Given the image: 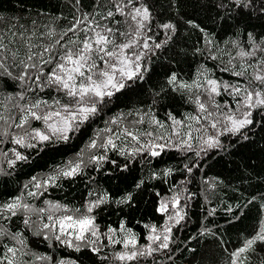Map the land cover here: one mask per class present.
I'll use <instances>...</instances> for the list:
<instances>
[{
  "label": "trees",
  "instance_id": "trees-1",
  "mask_svg": "<svg viewBox=\"0 0 264 264\" xmlns=\"http://www.w3.org/2000/svg\"><path fill=\"white\" fill-rule=\"evenodd\" d=\"M259 2L256 0L257 7ZM94 3L95 0H81L80 5H76L74 0H0V36L22 59L28 51L26 41L32 33L35 35L31 36V43L47 44L50 41L46 36L39 39L41 33L50 29L60 33L81 11L91 13ZM139 3L146 4L152 12V22L145 30L146 36L151 37L149 44H161L154 54L145 56L147 71L143 79L129 82L131 87L116 93L106 107L101 106L102 111L82 125L79 132L72 134L73 138L68 142L42 145L44 150L37 154L34 149L18 148L10 138H4V143H0V156L3 157L4 152L8 156L0 159V201L23 193L24 200L37 205V208L46 207L45 201L81 206L87 199L107 194L109 202L94 213L101 229L106 230L109 225L118 227L123 220L138 234L141 242L146 243L143 239L146 234L144 225L160 227L164 222V215L156 211L160 199L156 194L160 193L163 198L174 193L183 194L184 219L172 231L174 242L169 250L155 254L154 258L148 257L142 264H227L230 253L242 246L245 238L255 234L259 221L264 218V208L261 207L264 205V114L259 110L253 113L254 125L237 135L220 136V148L206 152L173 149L155 158L138 155L134 159L129 158L128 171H120L110 162L100 166L89 164L80 176L60 180L58 187L48 188L42 196H27L28 189H24L31 177H46L67 161H75L77 153L81 149L86 151L89 138L99 129L111 126L118 131L115 125H107L106 122L120 114H135L138 109L149 112L151 108L157 119L168 121V112L179 119L195 113L194 104L187 101L190 95L194 97L195 90L193 93L174 91L167 83L168 77L176 73L179 80L190 83L199 72L207 69L215 78L236 82L238 78L231 74V69L232 64L239 61L229 63L237 52L232 42L248 48L252 43L247 35L249 32L258 39L264 38V15L255 11L242 10L237 14L233 9L231 15H226L225 10L216 7L213 0H133L134 6H139ZM117 19L122 18L118 16ZM189 20L199 27L189 25ZM165 22L174 23L176 31L169 33L158 27ZM120 27L123 30L124 26ZM208 39L213 41L211 45L207 44ZM197 48L203 51L197 52ZM209 48L217 59L210 58ZM37 50L42 48L33 49ZM6 55H9L8 63L11 65L10 54ZM226 68L228 71L223 70ZM13 71L19 69L13 68ZM251 71L253 69H249ZM19 90L13 80L0 79V112L8 115L4 109V105L11 106L7 97ZM40 95L51 99L55 93L46 90ZM154 99L156 103H153ZM217 99L221 103L227 101L235 105L226 94ZM12 112L17 114L16 109ZM135 118V115L127 117L128 121ZM33 125L37 127L40 123L35 121ZM145 126L149 131L167 134L164 129H154L150 125H135L137 128ZM10 149L21 151L28 156V161L17 162L15 168H9L8 160L15 159ZM108 157L109 161L116 160L120 165L125 162V157L115 151H109ZM84 159L87 161V151ZM185 165L192 167L190 174ZM165 169H172V174L163 176ZM141 179L144 185L135 189L133 185ZM128 191L134 193V207L115 203ZM89 192L94 195L89 197ZM24 217L21 213L10 220L0 218V228L9 233L21 232L22 238L26 239L25 247L11 240L10 235L3 237V243L15 244L20 249L18 264H49L48 261L37 260L38 256H52L56 261L63 259L65 264L73 261L75 264H99L98 258L87 250L75 252L59 245L50 246L49 242L34 234L33 227L23 224ZM118 249L119 246L115 249L109 246L104 253L111 254ZM245 256L244 264H261L264 261V244H257L255 251Z\"/></svg>",
  "mask_w": 264,
  "mask_h": 264
},
{
  "label": "snow or ice",
  "instance_id": "snow-or-ice-1",
  "mask_svg": "<svg viewBox=\"0 0 264 264\" xmlns=\"http://www.w3.org/2000/svg\"><path fill=\"white\" fill-rule=\"evenodd\" d=\"M74 2L80 5L81 0ZM213 3L224 9L226 15H231L233 9L237 10V14L242 10H251L264 15V0H260L259 7L256 6V0H213ZM118 16L122 19H117ZM152 19V12L144 3L134 6L133 0H95L91 13L81 11L79 16H74L70 21V26L60 33L54 29L41 33L39 39L46 36L49 43H31V36L35 35L32 33L26 41L28 51L22 59L18 58V52L11 51L0 36V79H11L20 89L7 97L11 106L4 105V109L8 115L0 112V143H4V138H10V142L18 148L34 149L38 154L44 150L42 145L55 146L60 141L72 139V134L79 132L82 125L102 111L101 106L106 107L116 93L131 87L129 82L143 79L147 71L145 56L154 54L155 49L161 47L160 43L150 45L151 37L145 33ZM187 23L199 27L191 20ZM120 25L124 26L123 30ZM158 27L169 33L176 31L172 22H165ZM247 35L252 42L248 48L232 42L237 52L229 63L239 61L238 64H232L231 69V74L238 78L236 82L215 78L207 69L199 72L190 83L179 80L176 73L168 77L167 83L174 91L193 93L195 90L194 97L190 95L187 98L188 102L194 104L195 113L179 119L168 112V121L157 119L151 113V108L149 112L138 109L135 114H120L106 122L107 125H115L118 131L106 126L89 138L86 145L87 161L84 159L86 151L81 149L75 161H67L46 177H31L24 185V189H28L27 196H42L48 188L58 187L60 180L80 176L89 164L100 166L110 162L120 171H128L131 159L138 155L146 154L155 158L173 149L192 152L195 151L194 140L200 152H206L221 147L220 136L237 135L254 125V111L259 110L264 114V38L258 39L251 32ZM212 43L211 39L207 40L208 45ZM34 48L42 50L33 51ZM196 51L203 50L197 48ZM6 53L10 54L11 65ZM209 53L211 59H217L215 54H211V48ZM228 54L231 55L230 52ZM13 68L19 71H13ZM249 69L253 71L249 72ZM223 70L228 71L227 68ZM46 90H51L55 95L45 99L40 93ZM28 93L34 95L29 96ZM225 94L231 97L237 107L233 108L227 101L221 103L217 99ZM153 103H156L155 99ZM12 109H16L17 114H13ZM129 115H135L136 118L128 121ZM33 121L40 122V126L33 127ZM135 125H150L154 129H164L167 134L149 131L147 126L137 128ZM9 151L15 157L8 160L9 168H15L17 162H27L29 159L17 149ZM109 151L125 157V162L120 165L116 160L109 161ZM4 156L7 157L8 153L4 152ZM185 167L190 174L192 167ZM171 174L172 169L163 172V176ZM143 185L144 180L141 179L133 187L141 189ZM93 195V192L88 193L89 197ZM156 195L160 197L156 211L161 215L167 214L168 220L174 221V224H166L162 230L156 225H144L146 234L143 239L146 243H142L138 234L123 220L118 227L109 225L106 230L101 229L94 213L109 202L107 194L87 199L81 206L45 201L46 207L33 208L25 202L22 193L0 201V218L10 220L11 217L26 213L23 224L28 228L35 226L34 234L49 242L50 246L59 245L75 252L87 250L98 258L99 264H142L148 257L154 258L155 254L169 250L170 244L174 242L172 228L184 219L181 211H176L174 216L170 214V207L180 208L179 194L169 199H164L160 193ZM115 203L134 207V193L128 191ZM261 207L264 208V205ZM34 213L40 218L39 224L32 219ZM9 235L11 240L27 246L26 239L22 238L23 233H9L0 228V249L4 250L0 251V264H18L17 253L20 249L15 244L3 243V237ZM257 244H264V218L259 221L255 234L245 238L242 246L230 253L227 264H244L247 259L245 254L255 251ZM109 246L114 249L119 246V249L111 254L104 253V249ZM36 259L48 261L49 264H65L63 259L56 261L52 256H38Z\"/></svg>",
  "mask_w": 264,
  "mask_h": 264
},
{
  "label": "rangeland",
  "instance_id": "rangeland-1",
  "mask_svg": "<svg viewBox=\"0 0 264 264\" xmlns=\"http://www.w3.org/2000/svg\"><path fill=\"white\" fill-rule=\"evenodd\" d=\"M235 107H237L236 105H234L233 106V108H235ZM237 115H239V113H237ZM35 121H33L32 123H34ZM38 123H40V122H38ZM33 127H34V125H33ZM194 127H199V125H194ZM16 131H19V130H16ZM209 132L211 133L212 132V130L211 129H209ZM195 135H199L198 133H195ZM193 145H194V149H197L198 150V152H199V148L198 147H196V145H197V141L196 140H194L193 141ZM4 157V156H3ZM3 157L2 156H0V159L2 158L3 159ZM174 194H177V193H174ZM174 194H172V195H174ZM172 195H170V196H168V197H165L164 199H169ZM180 195V208H178V209H171V207H170V214H172L173 216L175 215V213H176V211H181V214L182 215H184V213H183V208H182V205H181V197L182 196H184L183 194H179ZM26 202V201H25ZM27 203V202H26ZM33 208H37L38 206L37 205H35V204H30ZM42 207H45V206H42ZM24 216H26L27 214L26 213H22ZM32 219L33 220H35L36 222H37V224H39L40 223V218L34 213V214H32ZM169 225V226H171V225H173L174 224V221H169L168 220V218H167V214H165L164 215V222H163V224L160 226V227H157L158 229H160V230H162V228H163V226H165V225ZM175 227H177V225H175L173 228H172V231H173V229L175 228ZM33 228H34V230H35V226H33Z\"/></svg>",
  "mask_w": 264,
  "mask_h": 264
}]
</instances>
